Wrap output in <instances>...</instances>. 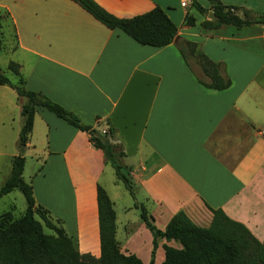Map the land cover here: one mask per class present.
Segmentation results:
<instances>
[{
    "label": "crops",
    "instance_id": "0c3cea01",
    "mask_svg": "<svg viewBox=\"0 0 264 264\" xmlns=\"http://www.w3.org/2000/svg\"><path fill=\"white\" fill-rule=\"evenodd\" d=\"M95 1L117 16L160 5L180 37L223 62L231 83L206 87L175 42L141 43L118 27H107L74 0H0V16H7L16 34L10 60L19 63L25 87L42 91L85 123L109 120L136 185L135 195L125 187L133 200L121 203L119 220L109 186L117 197L123 190L116 175L107 174L109 185L103 183L109 163L102 150L92 145L87 131L39 106L22 152V176L32 184L36 203L60 220L80 252L94 256L100 254L98 183L113 202L120 250L135 253L145 264L153 235L140 216L141 205L160 229L178 210L207 226L210 207H219L263 240L264 18L240 27L203 26L211 18L190 0ZM220 1L264 16V0ZM186 11L194 24L184 23ZM19 124L17 93L0 83V182L19 153ZM131 210L138 211L134 220L127 216ZM157 242L153 264L164 258L162 243L180 246L164 237Z\"/></svg>",
    "mask_w": 264,
    "mask_h": 264
},
{
    "label": "trees",
    "instance_id": "16d2710c",
    "mask_svg": "<svg viewBox=\"0 0 264 264\" xmlns=\"http://www.w3.org/2000/svg\"><path fill=\"white\" fill-rule=\"evenodd\" d=\"M74 1L107 27H118L141 43L160 46L175 42L187 66L206 87L221 89L230 85L231 79L225 72L223 62L207 56L196 41L180 37L176 24L160 5L156 4L132 16H117L95 0ZM210 2V7H205L199 0H190V5L204 15L213 10L219 16L217 20L204 19L201 22L203 26L232 23L240 27L260 22L264 18L246 7L223 4L220 0ZM183 21L192 25L195 17L186 11ZM13 35L16 41L15 32ZM2 42L1 35L0 44ZM15 46L16 42L13 48ZM7 67L15 78L10 79L0 69V83L10 85L17 93L21 123L18 145L25 144L28 140L37 107H45L75 127L87 131L92 145L102 150L105 161L112 165L116 177L131 195H135L136 185L131 177V166L123 161V145L117 140L116 129L109 120L96 125L83 122L72 110L42 91L26 88L19 63L9 60ZM23 166L24 155L21 152L13 155L10 171L0 185V197L13 188H18L26 200L23 214L14 216L11 210L0 214V264H145L135 253L120 250L116 238L113 202L100 183L97 184L96 193L100 254L94 256L88 252H80L60 220L53 218L43 205L36 203L32 184L22 176ZM210 210L212 217L207 226L196 224L185 211L178 210L171 215L165 227L160 229L151 221L145 206L141 205L140 216L153 235V246L147 264L154 262L155 248L160 237L173 239L180 244L178 247L162 243L164 258L160 264H264V239H257L243 223L227 216L221 208L210 207ZM35 213L53 233L43 231L42 223L35 217Z\"/></svg>",
    "mask_w": 264,
    "mask_h": 264
},
{
    "label": "rangeland",
    "instance_id": "374dc122",
    "mask_svg": "<svg viewBox=\"0 0 264 264\" xmlns=\"http://www.w3.org/2000/svg\"><path fill=\"white\" fill-rule=\"evenodd\" d=\"M0 13H2L1 9H0ZM0 22H1V24H0V36L2 35V39H3V42L0 44V69L10 79H14L15 78L14 73L7 67L8 61L10 59H13L14 54H15L14 51H12L13 50V44L15 43L14 35H13L14 31H13L12 26L10 24H8L7 16H5V15L0 16ZM19 125H21V123ZM19 128H20V126H19ZM16 149L19 151V153L26 151L24 148V145L22 143H20L19 145L16 144ZM107 174L112 176L113 179L115 178L114 169L110 163L107 165V167H106V169L102 175L103 183H107V185H109V183L107 182V177H106ZM6 176H7V174L1 180L0 185L3 183ZM116 184H118V186L121 188V190H123V193H122L123 197L115 196L113 193V190H112V188H110V186H109V189H110L113 197H115L116 204H117V211H118V219L120 220L121 216L124 214L122 212V210L120 209L121 203H124V202L132 203L133 199H132V196L127 191V189L125 188L122 181H120V180L116 181ZM115 187L117 188V185H115ZM137 197H139V193L137 194ZM25 209H26V200H25L23 193L18 188H14L8 194L5 193L0 197V214L5 210H11L14 216H18V215L23 214L25 212ZM137 212L138 211H136V213ZM136 213L133 210H131L128 212L127 216L131 220H134L135 218H137V216L135 215ZM34 215H35V217L40 219L36 213ZM40 221L42 223V229L44 232L49 233V234L53 233V230L51 228H48L43 223V221L41 219H40ZM131 225H132V223L128 224L127 228L131 227Z\"/></svg>",
    "mask_w": 264,
    "mask_h": 264
},
{
    "label": "water",
    "instance_id": "95a60500",
    "mask_svg": "<svg viewBox=\"0 0 264 264\" xmlns=\"http://www.w3.org/2000/svg\"><path fill=\"white\" fill-rule=\"evenodd\" d=\"M207 16H208L209 18H211V19H215V20L219 19V16H218L217 14H215V13L213 12V10H209L208 13H207ZM23 145H24V144H23Z\"/></svg>",
    "mask_w": 264,
    "mask_h": 264
}]
</instances>
